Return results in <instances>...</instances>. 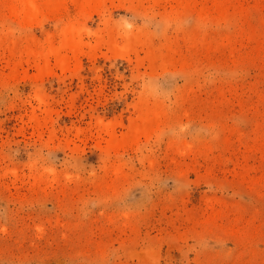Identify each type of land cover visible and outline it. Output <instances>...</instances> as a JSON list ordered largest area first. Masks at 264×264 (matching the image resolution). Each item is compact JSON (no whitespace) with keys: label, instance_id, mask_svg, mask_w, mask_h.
<instances>
[{"label":"rangeland","instance_id":"obj_1","mask_svg":"<svg viewBox=\"0 0 264 264\" xmlns=\"http://www.w3.org/2000/svg\"><path fill=\"white\" fill-rule=\"evenodd\" d=\"M37 1L0 0V264H264V0Z\"/></svg>","mask_w":264,"mask_h":264},{"label":"bare ground","instance_id":"obj_2","mask_svg":"<svg viewBox=\"0 0 264 264\" xmlns=\"http://www.w3.org/2000/svg\"><path fill=\"white\" fill-rule=\"evenodd\" d=\"M10 1H14V3H13V5H12V7H11V10H13L14 12H16V13H18V15H20V17L22 18V19H24L25 21H27L28 19H30L33 15H34V13H35V10H39V7H38V5H40L39 3H38V5H37V3L36 2H38L37 0L35 1V0H10ZM45 2H46V5H44V4H42L43 5V7L44 6H54V4H53V1L52 0H45ZM89 3V4H88ZM88 3H86V4H88V5H90V2L88 1ZM203 4V3H202ZM197 7V6H196ZM195 7V8H196ZM42 8V7H41ZM40 8V9H41ZM202 8V7H201ZM46 9H48V8H46ZM204 10H205V7L203 8ZM43 10V9H42ZM38 13H39V11H38ZM38 13H35V14H38ZM20 18V19H21ZM22 21V20H21ZM52 51L53 52V50L52 49H49V51ZM48 51V52H49ZM46 53V52H45ZM50 53V52H49ZM142 129H146V127H145V125H143V126H140V125H138V126H134L132 129H131V132H129V134L131 133V135L132 134H134L135 132H137V131H139V130H142ZM146 132V131H145ZM134 136V135H133Z\"/></svg>","mask_w":264,"mask_h":264}]
</instances>
